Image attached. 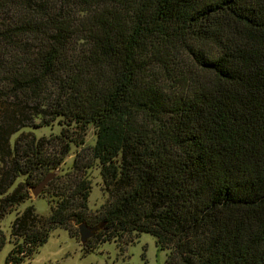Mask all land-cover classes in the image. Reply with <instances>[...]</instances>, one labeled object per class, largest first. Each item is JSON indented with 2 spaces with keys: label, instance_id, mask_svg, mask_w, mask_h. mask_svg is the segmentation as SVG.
I'll use <instances>...</instances> for the list:
<instances>
[{
  "label": "trees",
  "instance_id": "obj_1",
  "mask_svg": "<svg viewBox=\"0 0 264 264\" xmlns=\"http://www.w3.org/2000/svg\"><path fill=\"white\" fill-rule=\"evenodd\" d=\"M73 146L4 264L80 223L86 249L147 232L163 264H264V0H0V219Z\"/></svg>",
  "mask_w": 264,
  "mask_h": 264
},
{
  "label": "rangeland",
  "instance_id": "obj_2",
  "mask_svg": "<svg viewBox=\"0 0 264 264\" xmlns=\"http://www.w3.org/2000/svg\"><path fill=\"white\" fill-rule=\"evenodd\" d=\"M57 127L46 126L33 130L38 136H47L50 132H56ZM76 134L82 133L80 129H71ZM16 133L10 136L13 141ZM85 143L91 144L94 140L92 127L85 131ZM79 148L73 146L63 162L53 169L54 175H62L68 169L75 151ZM88 178L91 188L88 196V207L96 209L104 200L101 191V182L97 169L89 171ZM43 189L36 195L30 191V199L19 204L13 210L0 219V228L6 236V241L0 249V264H4L5 258L12 247L9 240V225L14 215L31 204L35 213L46 216L50 212L48 196ZM47 190V189H46ZM132 240H107L97 242L91 249L83 248L79 236L75 238L66 229L56 228L49 232L47 240L38 246L30 257L23 258L18 264H163L166 251L159 250L155 245V238L147 232H141L133 236Z\"/></svg>",
  "mask_w": 264,
  "mask_h": 264
},
{
  "label": "water",
  "instance_id": "obj_3",
  "mask_svg": "<svg viewBox=\"0 0 264 264\" xmlns=\"http://www.w3.org/2000/svg\"><path fill=\"white\" fill-rule=\"evenodd\" d=\"M54 174H55L54 172H49L36 185L30 188V191L33 194V196H36L43 189V187L54 176ZM78 233H79L80 241L84 242L87 238L92 236L93 229L87 227L86 224L84 223H80L78 225Z\"/></svg>",
  "mask_w": 264,
  "mask_h": 264
}]
</instances>
